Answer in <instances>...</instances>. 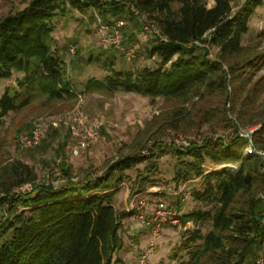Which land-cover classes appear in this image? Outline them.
Segmentation results:
<instances>
[{
    "label": "trees",
    "instance_id": "trees-1",
    "mask_svg": "<svg viewBox=\"0 0 264 264\" xmlns=\"http://www.w3.org/2000/svg\"><path fill=\"white\" fill-rule=\"evenodd\" d=\"M209 1H213L208 5ZM233 0H30L20 10L0 16V79L21 72L18 87L0 97V122L10 111L37 99H75L65 61L52 46V19L68 8L94 7L102 14L134 12L159 27L148 55L159 65L138 71L109 70L103 80L90 78L86 90H125L151 98L187 101L204 92L226 89L229 76H239L242 36L249 30L255 8L264 0H244L235 11ZM173 4H178L177 8ZM133 11L128 10V7ZM116 20H108L114 22ZM207 45L218 48L216 58ZM244 61V64H250ZM251 66V65H249ZM255 147L264 149V120L254 132ZM44 141V140H43ZM42 141V142H43ZM42 142L34 147H38ZM246 140L208 137L174 148L179 161L174 180L203 179L196 199L214 203L209 209L180 214L184 227L177 264H255L264 245V163L257 154H245ZM190 156V159H186ZM147 157L131 153L114 161L99 176L67 179L55 186L38 183L28 192L15 191L35 183L37 172L15 160L0 170L6 213L0 219V264H114L124 246L123 224L132 211L114 206L124 172ZM206 159L222 167L206 171ZM236 163L237 167H228ZM66 174H68L66 172ZM147 179L140 180L144 185ZM211 228L203 231V222ZM185 252V253H183ZM175 255H178L177 253Z\"/></svg>",
    "mask_w": 264,
    "mask_h": 264
},
{
    "label": "rangeland",
    "instance_id": "rangeland-1",
    "mask_svg": "<svg viewBox=\"0 0 264 264\" xmlns=\"http://www.w3.org/2000/svg\"><path fill=\"white\" fill-rule=\"evenodd\" d=\"M29 1L0 0V16L23 9ZM243 1L233 0V9L236 11ZM212 3L209 1L208 5ZM173 7L177 8L178 4H173ZM128 10L133 11V8L128 7ZM119 19L126 21L123 27L125 44L136 49L132 60H126L123 53L114 47L99 44L101 25L108 20ZM52 23V46L65 61L67 74L78 96L60 101L37 99L2 118L0 170L15 160H21L32 166L38 176L35 183L11 191L28 192L38 183L57 186L67 176L73 179L85 175L99 176L114 161L137 152L147 158L124 172L113 201L117 209L133 210L135 191L142 179H147L142 186L148 191V210L160 199L180 214L211 208L214 203L193 196L194 190L204 187L201 177L181 182L174 180L179 161L174 148L208 137L224 138L264 120V4L255 8L249 30L242 36L244 50L237 59L242 63L237 71L239 76H229L226 89L204 92L187 101L160 96L151 98L122 89L110 92L102 88H85L88 79L103 80L109 73L103 61L112 62L115 69L134 72L145 66L159 65V59L147 52L157 35L146 38L142 35L143 25L154 23L146 15L124 12L113 16L111 13L102 14L94 7L85 10L68 8L65 13L55 15ZM71 47H75L74 52ZM207 49L212 58L217 57L216 46L207 45ZM246 60L250 64H244ZM22 75L15 71L10 78L0 79V97L6 89L12 92L17 88ZM58 118L84 125L101 122L100 136L88 146H79L78 153H74L78 142L71 136L67 125L61 122L49 126L47 137L40 146H21L19 139L22 134L38 123H50ZM185 158L190 159V156ZM204 168L206 171L222 169L209 159H206ZM1 183L0 179V197L4 194ZM154 187L159 188L158 192H153ZM5 213L6 206L0 203V219ZM185 225L189 227L194 223L188 221L185 224L181 222L180 226H162L155 245L150 249L148 264L178 263ZM209 228L210 222H203L202 230ZM122 233L124 246L116 253L119 261L114 264H138L139 254L149 247L150 228L132 214L125 218ZM258 257H264V245L258 251Z\"/></svg>",
    "mask_w": 264,
    "mask_h": 264
},
{
    "label": "built area",
    "instance_id": "built-area-1",
    "mask_svg": "<svg viewBox=\"0 0 264 264\" xmlns=\"http://www.w3.org/2000/svg\"><path fill=\"white\" fill-rule=\"evenodd\" d=\"M125 25L126 21L123 19L103 23L99 28V44L103 47H114L123 53L126 60H132L136 55V49L133 46L125 44L123 34V27ZM142 35L145 38L148 35L162 37L159 27L154 23H145L143 25ZM71 51L74 52L75 47H71ZM61 122H64L67 125L71 136L78 142V146L73 149L74 153H78L79 146H88L100 136L101 122L92 125H84L81 122L67 121L58 118L50 123H38L27 133L22 134L19 139L21 146L24 148H30L40 144L46 139L49 126L53 124L58 125ZM259 127L260 124L249 126L245 129L238 130V134H231L230 136L224 137V139L229 140L237 136L244 138L246 140L245 154H257L262 158V163H264V149L256 148L253 140V134ZM189 143L187 142L185 144ZM228 164L237 167L236 163ZM158 190L159 188L153 189V192H158ZM147 192L148 191H145L143 186L138 185L135 191L134 203L132 205V208L136 210L134 213L135 217L139 219L144 226L150 228L152 235L149 247L139 254L137 261L138 264L149 263L150 249L155 245L156 237L159 236L162 226L166 224L180 226L182 222L180 213L163 199L155 201L152 208L148 210L149 199L147 197ZM184 227H187V225ZM255 264H264V257H258Z\"/></svg>",
    "mask_w": 264,
    "mask_h": 264
},
{
    "label": "water",
    "instance_id": "water-1",
    "mask_svg": "<svg viewBox=\"0 0 264 264\" xmlns=\"http://www.w3.org/2000/svg\"><path fill=\"white\" fill-rule=\"evenodd\" d=\"M226 166L236 168V167H234V166H232V165H230V164H227Z\"/></svg>",
    "mask_w": 264,
    "mask_h": 264
}]
</instances>
